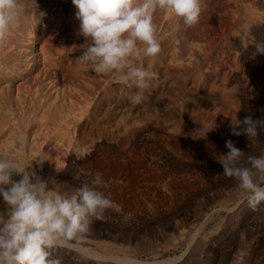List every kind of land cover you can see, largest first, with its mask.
<instances>
[{"label":"rangeland","instance_id":"1","mask_svg":"<svg viewBox=\"0 0 264 264\" xmlns=\"http://www.w3.org/2000/svg\"><path fill=\"white\" fill-rule=\"evenodd\" d=\"M256 1L204 0L198 22L211 17V28L197 29L190 43L179 44V37L171 35L167 51H177L178 59L167 76L154 62L147 70L156 78L147 90L123 85L119 91L116 86L121 84L110 76L106 86L88 74L82 78L68 72L65 79L50 69L48 74L34 77L33 70L27 77L11 78L6 95L1 75L11 69L0 53V115L11 113L20 123L0 122V155L30 166L50 187L58 184L66 194L91 184L100 173L99 190L112 201L76 245L87 250L59 247L53 258L62 264H264V201L250 206L218 162L228 151V140L246 154L243 159L259 156L264 130L252 140L233 135L219 123V113L228 110L221 99L214 97L209 104L202 100V91L212 83H224L240 98V120L248 115L264 118V54L255 48L264 41V0H258L257 12L251 9ZM73 12L69 16L75 18ZM159 17L154 16L156 32H171L172 25L161 24ZM62 33L56 42L81 50L82 36L74 41L67 27ZM211 35L213 41L206 43ZM29 43L37 46L32 39ZM202 45L208 48L203 51ZM79 55L69 56L71 67L83 62ZM137 91L143 96L139 104L131 99ZM192 109L214 122L206 137L167 130L180 117L185 125ZM71 111L80 114L77 121L58 125L57 113L68 114L70 120ZM4 207L0 198V209Z\"/></svg>","mask_w":264,"mask_h":264},{"label":"clouds","instance_id":"2","mask_svg":"<svg viewBox=\"0 0 264 264\" xmlns=\"http://www.w3.org/2000/svg\"><path fill=\"white\" fill-rule=\"evenodd\" d=\"M79 22L78 35L84 38L79 59L89 63L97 74L110 76L117 84L147 90L156 73L143 66L145 58L156 56L161 45L155 32L154 15L162 10L183 25L194 26L204 0H71ZM18 0H0V43L18 24ZM264 54V41L255 45ZM141 103L137 91L131 97ZM232 134L249 140L264 130V118L251 115L232 119ZM239 129V130H238ZM206 137L212 130L198 129ZM227 153L218 162L223 175L234 179L250 206L264 201V152L247 155L233 141H226ZM22 167L16 160L0 155V264H62L53 258L59 247H75L83 242L95 220L112 207V201L99 190L103 183L96 173L92 183H85L71 194ZM14 177H19L15 179Z\"/></svg>","mask_w":264,"mask_h":264},{"label":"bare ground","instance_id":"3","mask_svg":"<svg viewBox=\"0 0 264 264\" xmlns=\"http://www.w3.org/2000/svg\"><path fill=\"white\" fill-rule=\"evenodd\" d=\"M234 1H237V0H234ZM258 2L259 1L257 0L256 3H254L253 7L251 8L252 11L257 12L259 10V3ZM205 5H206V3H205ZM72 10L74 11L72 14H75L76 9L73 6L71 0H18V12H19L18 24L14 25L10 28L4 42L0 43V53L3 52V54H4L3 55L4 63L7 64L11 69V71L8 73V74H11V76H9L6 73H2V75H1L2 79L5 80L4 87H6V95H8L7 93H9V91H10L9 88H10V83L12 80L11 78L14 79L18 76L19 77H27L30 74V72L33 70H35V72L33 74L34 77L38 74H43V73L48 74L50 69H55V71H53L52 73H55L56 76H58V77L64 76V78H65L66 73H68V72H72V74L75 72L76 74L75 73L74 74L75 75L78 74L79 77L81 75H83L82 78L84 76H86L85 74H88L89 77H92V76L97 77V79L100 83L107 86L106 81H107L108 76L95 73L92 70L91 64L78 62L77 64H75L74 66L71 67L70 63L72 61L71 60L72 57H69V56H78V54L80 52L76 47L70 46L67 48L61 42L55 41L56 38H58L61 35L62 31L66 27L68 29H70L71 31H73L72 37H74L73 38L74 41L80 40L81 36L78 35L79 22L76 20V18H74V16H69L71 14ZM155 15L160 16L159 18L161 19V24H170V25H172L173 28L171 29V32H165V31L160 32V33L155 32V35H156V37H157V39L161 45V51L154 57L145 58L143 60V62L146 63V65H145L146 69H149V67L154 62H157L159 66H162L163 74H165V76H167V75L171 74V72H172V71L168 70L170 67V64L176 63V61L178 59V52L177 51H174L173 49H171L169 52L167 51V48L169 47V45L171 43V38H170L171 35H175V36L179 37V40H178L179 44L185 43V42L190 43L191 41H193L192 40L193 37H195L193 35L194 34L198 35L199 31L197 32V29H201L203 27L211 28V24L213 23V21H211V17H210V18H206V20L204 21L205 23L197 22L194 26L187 27V26L183 25L180 18H177V17H175L169 13H166L162 10H158L155 13ZM63 17L65 20L62 19ZM244 24L242 23V25L240 26L241 30L244 28L243 27ZM179 27H183V28L178 30L177 28H179ZM55 29L57 31L56 33H54ZM47 31H49L48 37H47V35H45V34H47ZM244 36H245L244 34L240 35L239 39L236 40V38H235L236 41L234 39H232V41H235L234 43H238V41L243 39ZM195 38H197V36ZM204 38H205V36H204ZM213 38H214L213 35L209 36V39L207 40L206 43H211L213 41ZM30 39H32V42H34V43H36V41H37L36 47H32L30 43L28 44V41ZM12 41H15V42H12ZM241 44H243V42H241ZM206 46L208 48V45H206ZM206 46L205 47L203 46L204 47L203 51L206 50ZM5 48H7V49L4 50ZM63 56H66V57L63 58ZM36 59L39 61V65H36V63H37ZM233 59L236 60V58H233ZM0 63H1V59H0ZM49 76H51V75L49 74ZM198 76L200 77L201 73H198ZM252 77H254V76H252ZM250 78H251V76H250ZM72 79H74V76ZM75 79H76V77H75ZM59 81H56V82H59ZM64 81L62 80L63 83H64ZM63 83L61 84L62 86H63ZM68 83H69V81H68ZM51 86H52V84H51ZM123 87L124 86L122 84L116 86V88L119 91H121L123 89ZM62 88L63 87H61V89ZM233 89H234L233 86H227L224 83H222L221 85L220 84L216 85L215 83H212L211 86L209 87V89H207L206 91H202V100L206 104H209L214 97H218L221 99V102L226 107H228V110L225 111V113H223V112L219 113V123L222 126V128L228 132L232 130V126H231L232 119L233 120H235L236 118L239 119L238 106H240V103H241L239 96L234 92ZM19 90H20V88L17 87L16 91H15V96H16L15 98H16V100L18 99V101L20 100ZM72 92H75V91H72ZM1 93H2V90L0 91V94ZM126 93H127V91H126ZM64 94H65V92H64ZM196 96H197V94H196ZM92 97H94V96H92ZM92 97H91V100L93 99ZM87 101L88 102H86V103L89 104L90 101L89 100H87ZM177 105H179V104H177ZM56 111H58V110H56ZM10 112H12V111H10ZM70 113H71L72 117L70 118V120H68L69 117H66L68 114L62 115L61 112H58L57 113L58 115L55 118L58 125H63V126L68 127L71 125V123H73V122L75 123L77 121V119H76L77 115L80 116V114L76 113L74 111H71ZM81 113H83V112H81ZM198 113L196 112L195 109H192L190 111L189 119H188V121H186L187 123L185 125H183L182 120H181L183 118L180 117L181 119H175L173 124L167 130L171 131L172 134H174L176 132L178 134H188V135H196L198 133H202L198 129L210 130L212 128V125L214 124L212 119H210V116H208L206 114L205 117H202L201 115H198ZM43 117L44 116L42 115V118ZM72 118H74V119H72ZM85 121H87V119ZM0 122L11 123L12 125H15V124L19 125L20 124L19 122L16 121L14 116L11 115V113H7L4 116L0 115ZM132 125H133V122H132V120H130L128 122L127 127L131 129ZM87 133H86V135H87ZM82 134H84V131H82ZM76 247L78 249H81V250H87V249L83 248L82 246H76ZM100 258H101V256H100ZM110 258H112V257H110Z\"/></svg>","mask_w":264,"mask_h":264}]
</instances>
